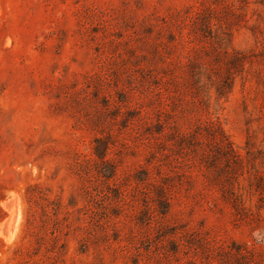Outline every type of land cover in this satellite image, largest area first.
Masks as SVG:
<instances>
[{"label": "rangeland", "instance_id": "374dc122", "mask_svg": "<svg viewBox=\"0 0 264 264\" xmlns=\"http://www.w3.org/2000/svg\"><path fill=\"white\" fill-rule=\"evenodd\" d=\"M0 264H264V0H0Z\"/></svg>", "mask_w": 264, "mask_h": 264}]
</instances>
